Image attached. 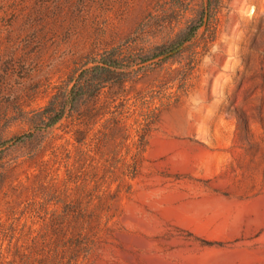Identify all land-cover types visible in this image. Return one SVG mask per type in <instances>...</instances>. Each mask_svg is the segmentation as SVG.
I'll return each mask as SVG.
<instances>
[{
    "label": "rangeland",
    "instance_id": "rangeland-1",
    "mask_svg": "<svg viewBox=\"0 0 264 264\" xmlns=\"http://www.w3.org/2000/svg\"><path fill=\"white\" fill-rule=\"evenodd\" d=\"M204 21V0H0V264H74L72 227L110 228L90 264H264V0Z\"/></svg>",
    "mask_w": 264,
    "mask_h": 264
},
{
    "label": "trees",
    "instance_id": "trees-1",
    "mask_svg": "<svg viewBox=\"0 0 264 264\" xmlns=\"http://www.w3.org/2000/svg\"><path fill=\"white\" fill-rule=\"evenodd\" d=\"M194 30L195 29H193V31ZM105 63H106V66L97 65L90 72L87 70L82 72L80 78L77 80L75 85L72 87L70 94H69L67 104L69 105V111H71V113H73L74 110H77V108L80 105L81 100L88 97V94H90V92L96 93V91L99 90V86H97V83H96L97 78H100L104 76L105 74L108 75L112 72L116 73V71L112 70V68L119 67V65L116 62L105 61ZM141 69L142 67L136 70H133L132 75ZM87 73H93L94 76L92 77L90 76V78L83 81V77ZM162 102H163L162 103L163 105L165 104V106L166 105L168 106L170 100L167 102L165 101H162ZM152 113H153V109L151 110L148 107L147 111H144V114H142V118L144 120V123L142 124V127H143L142 132L144 133L145 136H147V134L150 132L151 125L153 124L152 122L153 116H151ZM63 117H64L63 113H57L51 119L50 124L47 127L50 128L56 125ZM139 127H141V123ZM144 139L145 137L141 136V139L139 140L140 145H143V150L139 152V155L141 156V158H137L134 161H132V163L125 165V169L121 174L122 176L121 178H124V176H127V177H130L132 181H135L141 175L143 162H144L143 154L145 152V148L147 145ZM73 211L75 210H72L71 207L63 209L62 212L59 215H57V220L61 222H65L66 220L69 219V217H71L74 214ZM91 216H93V214ZM111 216L112 217L109 218L110 222L113 219H115L116 215H111ZM56 231L58 233H62L63 227L58 226L56 228ZM108 232H110L109 227L104 228V231H101V229H98L92 234H89L88 231L87 233L85 232L81 233L80 231L77 232V229H75L74 227L69 228L66 232L62 234L63 238L61 240H58V243L56 244V254L58 255V257L61 256V257L74 261V264H90L91 260L97 256L100 250L99 244L101 240L103 239V237Z\"/></svg>",
    "mask_w": 264,
    "mask_h": 264
},
{
    "label": "water",
    "instance_id": "water-1",
    "mask_svg": "<svg viewBox=\"0 0 264 264\" xmlns=\"http://www.w3.org/2000/svg\"><path fill=\"white\" fill-rule=\"evenodd\" d=\"M204 5H205V21H204L202 32H204L206 30L207 25H208V21H209V0H204ZM191 40L192 39L187 40L186 42L180 44L176 48H174V49H172L166 53H163V54L157 55L151 59H147L145 61H142V62L138 63L137 65H135V68H140V67L152 64L154 62H158L160 60L169 58V57L177 54L181 50H183L185 47H187L191 43ZM81 72H83V69L81 70ZM76 80H77V78H75L74 82H76ZM12 143H15V141H13Z\"/></svg>",
    "mask_w": 264,
    "mask_h": 264
}]
</instances>
